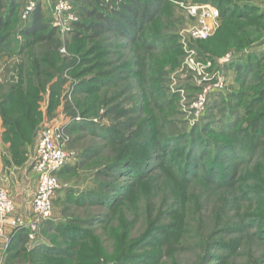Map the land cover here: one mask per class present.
<instances>
[{"label":"rangeland","instance_id":"374dc122","mask_svg":"<svg viewBox=\"0 0 264 264\" xmlns=\"http://www.w3.org/2000/svg\"><path fill=\"white\" fill-rule=\"evenodd\" d=\"M69 1L60 25L39 2L52 55L25 34L37 5L0 0V187L34 190L46 126L68 155L47 232L19 257L0 238V264H264V0H161L133 38L76 28L97 3ZM194 6L218 12L205 39Z\"/></svg>","mask_w":264,"mask_h":264},{"label":"built area","instance_id":"2783aa9c","mask_svg":"<svg viewBox=\"0 0 264 264\" xmlns=\"http://www.w3.org/2000/svg\"><path fill=\"white\" fill-rule=\"evenodd\" d=\"M44 0H30L26 14L33 10L38 2ZM53 12L58 25L61 22H73L74 12L69 0H53ZM190 15L196 17V25L191 29L192 37L207 38L217 25L218 12L207 6L190 8ZM64 132L60 125H50L42 128L38 134L31 171L37 178L36 190L32 196L30 208L31 218L25 219L15 215V205L8 190L0 187V238L5 230L11 233L26 230L29 241H33L40 231L43 222L52 216L53 200L60 190L58 172L66 165L68 155L64 149Z\"/></svg>","mask_w":264,"mask_h":264},{"label":"trees","instance_id":"16d2710c","mask_svg":"<svg viewBox=\"0 0 264 264\" xmlns=\"http://www.w3.org/2000/svg\"><path fill=\"white\" fill-rule=\"evenodd\" d=\"M96 3V7L92 9L84 8V11L81 13L83 21L73 23L76 28L83 32H90L96 37L108 32H116L124 38H133L134 34L140 30L141 24H146L153 20L154 16L160 10L161 0H118L117 7L114 5L113 7H107L103 0H96ZM1 8L2 4L0 3ZM40 8L41 6L38 2L32 15L31 25L25 30V34L33 36L36 44L42 46L41 48L51 49L52 55H55V52L61 45V40L55 35V29L48 30L42 22ZM103 8L109 9V12H104ZM1 26L2 21L0 18ZM72 33L74 36L79 35L74 32ZM2 102L4 106L8 103L7 100ZM4 119L7 118L5 117ZM21 124L24 125V122H21ZM12 136L16 138L14 134ZM61 172L62 169L58 172L57 176ZM50 220L51 218L42 223V225L46 223L44 226L45 233L50 227ZM28 242L29 239L26 230L14 231L11 233L10 240L7 244L6 254L10 256L13 254L16 257L21 256L29 250L27 247ZM72 250H74V247ZM177 250L173 243L168 244L165 247L163 255L169 257L171 253ZM70 255L73 256V253H70Z\"/></svg>","mask_w":264,"mask_h":264},{"label":"crops","instance_id":"0c3cea01","mask_svg":"<svg viewBox=\"0 0 264 264\" xmlns=\"http://www.w3.org/2000/svg\"><path fill=\"white\" fill-rule=\"evenodd\" d=\"M34 153H35V150H34ZM31 173H32V171H31ZM11 174L13 175L14 173L11 172ZM33 176H35V175L33 174ZM24 184H25V182H24V179L22 176L18 180L14 179V181L13 180L9 181L8 179H6V181L3 182V185L6 187L10 196L13 199L15 209H16L15 215L28 220L31 217V208H30L31 207L30 206L31 199H32V196L36 190L37 185L34 186V190H32L29 193H26L25 189H24ZM25 197L26 198L28 197L27 201L25 200ZM3 237L5 238V240L7 242L5 245V253H6L7 244L10 240V237H11V230L6 229ZM29 243H30V241L28 242V244ZM28 244H27V247H28Z\"/></svg>","mask_w":264,"mask_h":264}]
</instances>
